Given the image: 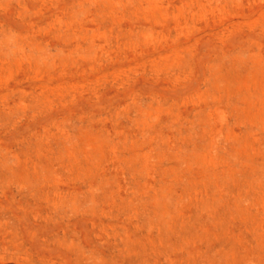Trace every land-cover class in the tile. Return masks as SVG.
Segmentation results:
<instances>
[{
	"label": "rangeland",
	"instance_id": "374dc122",
	"mask_svg": "<svg viewBox=\"0 0 264 264\" xmlns=\"http://www.w3.org/2000/svg\"><path fill=\"white\" fill-rule=\"evenodd\" d=\"M0 264H264V0H0Z\"/></svg>",
	"mask_w": 264,
	"mask_h": 264
}]
</instances>
